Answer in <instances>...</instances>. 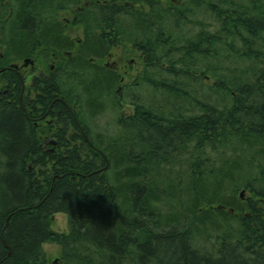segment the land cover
I'll return each instance as SVG.
<instances>
[{
    "label": "trees",
    "instance_id": "obj_1",
    "mask_svg": "<svg viewBox=\"0 0 264 264\" xmlns=\"http://www.w3.org/2000/svg\"><path fill=\"white\" fill-rule=\"evenodd\" d=\"M82 1L81 59L35 101L0 75V264H264V0H0V67L73 47L59 17ZM107 31L145 42V100L88 60ZM106 110L115 127L94 135Z\"/></svg>",
    "mask_w": 264,
    "mask_h": 264
},
{
    "label": "flooded vegetation",
    "instance_id": "obj_2",
    "mask_svg": "<svg viewBox=\"0 0 264 264\" xmlns=\"http://www.w3.org/2000/svg\"><path fill=\"white\" fill-rule=\"evenodd\" d=\"M89 4L90 3L88 1L80 2V4H78L74 9V12L72 13L73 19L70 22L71 24H76L81 26L82 37L73 38L66 32V30L63 32V34L69 36V38L72 41L73 47H70L68 49H61L59 51H53L50 52L49 54H45L44 52L39 53L37 51L31 56H24L22 58L15 59L14 61L9 62L7 65H3L0 67V75L5 71L13 72L21 84V93L23 92H25V94L29 93L30 100L35 101L36 93L34 91L33 86L35 85L36 82L48 81L50 75H52L53 73L54 75H56L57 73L63 70V66L67 61H71V60L78 61L79 59H81V55L83 54L84 41L86 38V28L84 24V15H85L84 10L89 6ZM129 6L132 8L135 6L137 7V5H133V4H129ZM63 21H65V24H68L69 18L64 17ZM106 34L108 35L107 38L110 41H112L111 42L112 45L107 47V49L105 50V52H103L101 56L88 58V60L92 62L96 67L104 70H110L116 76H118L119 80L116 83L117 85L116 92L118 94L122 93V89L126 86H134V87L140 86L143 83V81L138 77L143 72L144 60L146 59L145 57L146 48L144 47L145 42L142 41L138 43L139 46L129 45L128 47H122L121 45L115 44V38L112 37L110 31H107ZM131 54H135L137 56L132 57ZM37 60H41L39 66H36ZM137 66L138 69L140 68L141 69L135 70L134 68H137ZM122 69L123 71L121 72ZM132 70L136 71V74H134L131 78L132 81H128L124 83L126 78L131 77ZM55 100H59V99H55ZM55 100L51 102L49 108L47 109V112H45L44 114L39 113L40 114L39 117H35L32 119V122L35 127L43 123L46 125L52 122L48 110H50ZM71 107L75 109L77 106L73 104ZM41 109L42 107L38 108V110ZM72 115L74 119L78 122L76 113L72 112ZM49 129L50 131H54L53 128H49ZM70 130L74 131L73 129ZM81 131L83 132L82 129ZM51 141L55 142L56 138L52 136L48 138H43L42 147L47 148L46 147L47 145L45 144L46 143L49 144ZM53 145L56 146L57 142H55Z\"/></svg>",
    "mask_w": 264,
    "mask_h": 264
},
{
    "label": "rangeland",
    "instance_id": "obj_3",
    "mask_svg": "<svg viewBox=\"0 0 264 264\" xmlns=\"http://www.w3.org/2000/svg\"><path fill=\"white\" fill-rule=\"evenodd\" d=\"M181 0H176V2H180ZM184 1V0H182ZM64 13V12H63ZM61 13L59 20H63L64 17L69 18L68 24L66 26V32L73 38H81L82 37V28L80 25H76V24H71V20L73 19V14L70 11H67L65 14ZM132 57L137 56L135 54H131ZM41 63V60H37V64L36 66H39ZM162 65L163 63L160 62ZM164 66V65H162ZM135 70H140L137 68H134ZM123 71V69L121 70V72ZM136 74V71L132 70L131 71V77L126 78L124 83L128 82V81H132V76ZM131 83V82H130ZM212 84V80L210 79H205L203 81V85H211ZM137 88V87H136ZM134 87L130 88V91L135 92L136 94L142 96V98L145 100L147 97V88H144L145 90L142 91L140 88L136 89ZM145 92V93H144ZM136 96V95H135ZM124 101H126L127 103H130L131 98L129 97H125ZM126 105V104H125ZM124 105V106H125ZM131 104L128 105V107H125V112L128 114L132 111V107L130 106ZM108 110L104 111L102 114H98V116H96L93 120H91L90 118H86V120H88V125L90 127V129L92 130V133L95 135L98 132H102L105 134L111 133L112 130L115 127V123L113 121V117L115 116V113H107ZM52 140V139H50ZM49 143V142H48ZM47 145V149H52L53 147H55V145H53L51 142L49 144H45ZM247 196V193H246ZM242 198H245V194H243ZM51 222H52V229L57 231V232H63L67 230V219L66 216L63 213H56L51 217ZM44 250L46 251L47 255L49 256V258L52 260V262H56L57 258H58V247L54 244H50V243H45L43 245Z\"/></svg>",
    "mask_w": 264,
    "mask_h": 264
},
{
    "label": "water",
    "instance_id": "obj_4",
    "mask_svg": "<svg viewBox=\"0 0 264 264\" xmlns=\"http://www.w3.org/2000/svg\"><path fill=\"white\" fill-rule=\"evenodd\" d=\"M172 1L174 2L175 5L177 4L176 0H172ZM25 61H27V60H25ZM51 143L54 144L55 142L54 141H51ZM240 195L243 196V191L241 192ZM217 208L221 209V208H223V206L218 205ZM228 212L232 213L233 212V209L232 208H228Z\"/></svg>",
    "mask_w": 264,
    "mask_h": 264
}]
</instances>
